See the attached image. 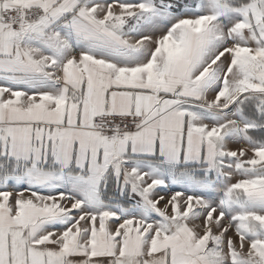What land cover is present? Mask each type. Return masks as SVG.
<instances>
[{
  "label": "snow or ice",
  "instance_id": "6c2138e0",
  "mask_svg": "<svg viewBox=\"0 0 264 264\" xmlns=\"http://www.w3.org/2000/svg\"><path fill=\"white\" fill-rule=\"evenodd\" d=\"M0 264H264V0H0Z\"/></svg>",
  "mask_w": 264,
  "mask_h": 264
}]
</instances>
